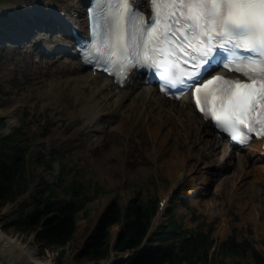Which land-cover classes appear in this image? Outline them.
<instances>
[{
	"label": "rangeland",
	"instance_id": "rangeland-1",
	"mask_svg": "<svg viewBox=\"0 0 264 264\" xmlns=\"http://www.w3.org/2000/svg\"><path fill=\"white\" fill-rule=\"evenodd\" d=\"M14 4H17L14 0H0V11L8 12L7 10L13 9ZM19 6L25 9L24 3ZM10 21H14L12 16ZM20 54V49L14 52L0 46V108L8 106L14 98L23 97L26 100L22 104L18 122L7 126L8 130L3 133L9 134L14 128H20L22 134L20 139L31 145L30 152L26 154L27 167L24 170L26 177L28 174L31 175L29 177L31 184L23 198H15L14 203L9 202L2 206L0 204V228L8 235L18 236L23 242L30 243V247L38 252L42 260H52L55 264H94L79 255L75 256L93 233L95 222L102 211L114 201L124 209L128 201L138 193L145 201L159 202L162 195L170 190L172 183L165 171L167 165L161 164L163 157L156 160L140 153V143L134 138L136 135L131 136L127 155L123 153L124 158L118 153L107 155L108 150L105 146H97L93 131H76L77 124L66 120L62 108L56 107L52 102L44 105L43 98L39 96L41 89L33 71L20 66ZM104 122L105 120L101 119L98 125ZM111 126V123L106 124L105 131H109ZM204 139L210 140L208 137ZM200 146L197 143L195 147L186 145L183 149L190 151L193 156L192 162L204 167V171L201 170L198 174L202 172L206 179L205 185H202L204 191L198 193V189L190 194L177 190L175 196L183 198L185 206L175 204L176 218L182 219L186 228L208 233L209 239H213L215 244L233 236L239 243L250 241L253 248L264 257V195L257 193L260 186L254 183V180L261 178V174L254 172L255 166L264 170V160L257 159V148L253 154L252 150L245 151L244 155H247L249 160L243 167L245 172L241 173L235 182V178L229 176L235 171L239 173L236 166L228 165L223 173L222 170L218 172V167L214 166L218 163L219 152L212 158H201L197 155ZM133 152L140 154L133 155ZM49 158H52L53 170L47 169L44 165L43 160ZM60 163L71 169L70 176L75 177L77 181L89 182L91 186L99 185L101 191L96 195L92 192L85 207L77 212L76 231L64 248H44L35 238L36 231L16 229L10 224V220L12 211L19 201L25 198L31 202L35 193L43 189V180L47 182L54 180V171ZM139 166H142L143 170L139 171ZM47 195L48 192H45L44 196ZM173 200L174 198H170L165 204L163 214L169 211ZM117 226L114 225L109 231V245L114 243ZM128 253H119L118 256L124 260ZM114 254L111 250L108 257L97 264H115ZM223 263L254 264L249 255L246 258L236 256L225 258Z\"/></svg>",
	"mask_w": 264,
	"mask_h": 264
},
{
	"label": "bare ground",
	"instance_id": "bare-ground-1",
	"mask_svg": "<svg viewBox=\"0 0 264 264\" xmlns=\"http://www.w3.org/2000/svg\"><path fill=\"white\" fill-rule=\"evenodd\" d=\"M78 1L81 0L75 2L72 0H23L24 7L29 13L57 17L61 25V28H55L49 39L40 41L36 39L35 32L47 33L50 30L44 23L39 24V29L32 27L29 38L37 41L39 45H44L47 51L46 56H40L39 48L38 50L32 48L35 45H32V41L23 42L20 46L12 44L9 46L10 51L21 50L20 66L33 71L34 78L41 89L39 96L43 98L44 105L52 102L56 107L62 108L61 111L66 120L77 124L76 131H93L97 146H105L108 150L107 155L118 153L124 158L123 153L127 155L131 136L136 135L137 137L134 138L140 143V153L156 160L163 157L161 164L167 165L165 171L172 180L170 190L178 187L188 193L196 192L198 189V193L204 191L202 185H205L206 179L202 176V172L198 175L204 167L192 162L193 156L190 151L183 149L186 145L195 147L197 143L201 145L200 152L197 154L201 158H212L219 152L220 157L214 167H219L222 173L232 161L239 173L232 172L229 178H235L236 182L240 174L245 172L243 167L249 160L248 156L242 154L232 156L229 144L211 136L209 125L194 114L187 104L186 109L179 107V103L170 102L157 93L155 87L144 86L137 82L127 89H115L105 76L87 72L69 55L61 59V52L50 51L51 48L68 47L69 38L61 36L59 32V29L64 31L67 28L64 26L67 20L72 21L77 27L84 22V14L81 15V11L75 8ZM28 31L29 27L25 26L23 33L26 34ZM39 59L44 60V65L39 64ZM134 93L136 94L133 95ZM25 102L23 97L14 98L8 106L0 108V119L4 121V127L0 133L6 132L7 126L18 122L22 104ZM101 119H110L114 123L109 131H105L104 126L98 125ZM207 136L210 140L204 139ZM251 145L253 148L247 149L252 150L253 154L254 149L257 148L256 156L260 160L259 153L263 152V143L256 142ZM260 168L262 167L255 166L254 172L261 174V178L254 180V183L260 186L257 193L264 195V175H262L264 170ZM141 170L143 168L139 166V171ZM168 193L169 191L164 193L161 199H165ZM0 262L2 264H55L52 260H42L38 252L30 247V243L23 242L18 236L8 235L1 228Z\"/></svg>",
	"mask_w": 264,
	"mask_h": 264
},
{
	"label": "snow or ice",
	"instance_id": "snow-or-ice-1",
	"mask_svg": "<svg viewBox=\"0 0 264 264\" xmlns=\"http://www.w3.org/2000/svg\"><path fill=\"white\" fill-rule=\"evenodd\" d=\"M151 3L154 15L148 28L130 31L133 12L129 0H95V8L90 9V34L100 45L95 51L108 60L123 56L131 63L128 50L132 48L137 61L142 56L159 67L156 62L159 57L176 68L181 54L191 48L198 53L192 57L196 61L194 67L201 69L188 75L195 83L202 79L206 66L227 53L232 58L231 71L240 73V77L235 80L216 77L203 85V89H208L220 82V95L213 99L220 100L224 115L221 117L215 111L212 115L219 127L242 141L245 137L241 125L249 132L256 125L264 131V0H151ZM162 78L165 87L173 85L171 79ZM176 79L184 84L182 77ZM195 90L200 93L202 88ZM200 103L198 96L197 105ZM200 110L208 114L204 107Z\"/></svg>",
	"mask_w": 264,
	"mask_h": 264
},
{
	"label": "trees",
	"instance_id": "trees-1",
	"mask_svg": "<svg viewBox=\"0 0 264 264\" xmlns=\"http://www.w3.org/2000/svg\"><path fill=\"white\" fill-rule=\"evenodd\" d=\"M6 21L7 18L0 14L2 28L8 27ZM3 127L4 121L0 119V130ZM20 136L19 129L9 134L0 133L1 206L14 203L15 198H22L31 184V175H24L26 154L30 152L31 145L25 144ZM43 161L47 169L53 170L52 158ZM70 171L66 164H58L54 180H43L41 192L35 193L31 202L27 199L19 201L12 211L10 224L16 229L36 231L35 238L44 248H64L76 231L77 212L85 207L92 192L96 195L101 191L99 185L91 186L89 182L77 181L70 176ZM45 192H48L47 196H44ZM156 207V200L145 202L140 193L130 199L124 209L114 201L99 216L93 233L75 257L79 255L94 264L108 257L109 231L114 225H119L121 230L113 245L115 256L129 253L126 259L115 264H224L225 258H246L247 255L254 264H264V257L253 248L250 241L237 243L234 236L220 242L217 251L209 254L213 241L209 239L208 233L187 229L177 220L174 206L166 214L167 219L142 245Z\"/></svg>",
	"mask_w": 264,
	"mask_h": 264
},
{
	"label": "water",
	"instance_id": "water-1",
	"mask_svg": "<svg viewBox=\"0 0 264 264\" xmlns=\"http://www.w3.org/2000/svg\"><path fill=\"white\" fill-rule=\"evenodd\" d=\"M123 258H119V259H115V261H120V260H122Z\"/></svg>",
	"mask_w": 264,
	"mask_h": 264
}]
</instances>
